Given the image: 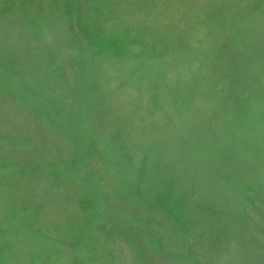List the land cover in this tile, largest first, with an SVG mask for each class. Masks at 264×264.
<instances>
[{"label": "rangeland", "instance_id": "374dc122", "mask_svg": "<svg viewBox=\"0 0 264 264\" xmlns=\"http://www.w3.org/2000/svg\"><path fill=\"white\" fill-rule=\"evenodd\" d=\"M0 264H264V0H0Z\"/></svg>", "mask_w": 264, "mask_h": 264}]
</instances>
